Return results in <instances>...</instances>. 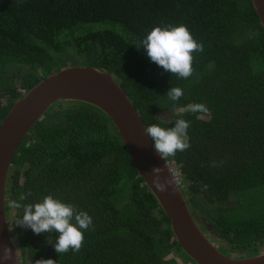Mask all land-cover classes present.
Wrapping results in <instances>:
<instances>
[{
	"label": "trees",
	"instance_id": "1",
	"mask_svg": "<svg viewBox=\"0 0 264 264\" xmlns=\"http://www.w3.org/2000/svg\"><path fill=\"white\" fill-rule=\"evenodd\" d=\"M178 24L203 44L186 79L135 45L157 25ZM60 55L106 70L145 127H170L160 119L164 111L173 125L188 121L190 147L165 161L180 170L192 218L203 222L228 257L264 251V30L251 0H0V120L30 87L60 69ZM171 87L183 90L178 101L167 95ZM196 103L208 111L192 112L189 105ZM11 163L8 171L16 174L10 177L23 179L11 189L8 174L5 216L21 264L42 258L56 264H177L174 256L195 264L175 241L110 119L95 106L51 104ZM49 194L92 217L79 252L60 255L53 246L58 233L37 235L14 221L23 208L13 209L9 201L25 195L22 205L35 203Z\"/></svg>",
	"mask_w": 264,
	"mask_h": 264
},
{
	"label": "water",
	"instance_id": "2",
	"mask_svg": "<svg viewBox=\"0 0 264 264\" xmlns=\"http://www.w3.org/2000/svg\"><path fill=\"white\" fill-rule=\"evenodd\" d=\"M251 5L264 30V0H251ZM59 100L91 104L110 119L137 174L168 217L175 241L195 264H264V251L250 257L232 258L216 249L192 218L178 183L165 192L155 189L151 183L153 168L164 169L160 174L162 179L170 177L171 172L144 132L145 125L126 93L106 70L90 65L62 67L43 77L16 99L0 120V257L3 247L12 250L11 259L0 258V264H21L5 216V182L11 158L33 124Z\"/></svg>",
	"mask_w": 264,
	"mask_h": 264
},
{
	"label": "clouds",
	"instance_id": "3",
	"mask_svg": "<svg viewBox=\"0 0 264 264\" xmlns=\"http://www.w3.org/2000/svg\"><path fill=\"white\" fill-rule=\"evenodd\" d=\"M137 48L146 50L149 59L161 66L166 72L177 75L179 78H188L193 72V53L202 52L203 44L198 43L184 24L155 26L143 37ZM167 95L173 102L178 101L184 92L180 87H171ZM192 112L208 111L203 103L189 105ZM190 124L185 119H176L174 127H161L158 124L146 125L144 132L154 142V147L160 157L164 160L174 156L178 151L183 152L190 147L187 138V130ZM222 163V162H221ZM213 166H217L213 162ZM164 171L162 167L152 170V185L159 192H165L169 186H176L174 177L161 178ZM179 185V184H178ZM180 187V186H179ZM205 189L207 185L203 186ZM175 191V187L173 188ZM26 199L21 195L18 200L9 201V207L13 209L23 208V215L14 220L22 228H30L35 234L44 232H56L58 236L54 243V249L60 255L67 253L69 249L79 252L84 242V231L92 226V217L88 212L78 210L75 205L65 203L53 195H45L42 200L35 203L21 204ZM12 257V250L3 247L2 259L8 260ZM34 264H56V261L39 259Z\"/></svg>",
	"mask_w": 264,
	"mask_h": 264
},
{
	"label": "rangeland",
	"instance_id": "4",
	"mask_svg": "<svg viewBox=\"0 0 264 264\" xmlns=\"http://www.w3.org/2000/svg\"><path fill=\"white\" fill-rule=\"evenodd\" d=\"M60 57H61V59H60V61L57 63V64H55V66L56 67H58V68H61V67H66V66H81L82 64H80V63H77L78 61H77V58L76 57H69V56H63V55H60ZM21 67V69H20V73L21 72H23L25 69H24V67H23V65H20ZM1 80H3V79H1ZM12 81H16V80H12ZM7 84H8V82H7ZM5 86V85H4ZM3 100H4V98H0V102H3ZM160 119L163 121V122H165V123H167L170 127H174V125L172 124V122H170V121H168V116H167V112L166 111H164V112H162L161 114H160ZM31 138L29 137L27 140L29 141ZM25 168H27V165H25L24 167H23V169H25ZM8 174H9V179H10V183H11V189H13L14 187H15V185L16 184H19V183H21L22 182V176L21 175H16V177H14V178H11L10 177V175L11 174H16L13 170H11V171H8ZM182 194H183V196H185L186 198H188V196H189V193L186 191V190H183L182 191ZM201 198V197H200ZM203 222L201 221V220H199V225L201 226V224H202ZM204 234V233H203ZM204 236H205V234H204ZM206 237V236H205ZM207 238V237H206ZM208 239V238H207ZM209 241H211L212 242V238H210V239H208ZM213 244V243H212ZM172 256V254H169V255H167L165 258H169V257H171ZM174 259H175V261L177 262V264H190V262H186V261H183L180 257H177V256H174ZM24 264H29V263H24ZM32 264H34V263H32Z\"/></svg>",
	"mask_w": 264,
	"mask_h": 264
},
{
	"label": "built area",
	"instance_id": "5",
	"mask_svg": "<svg viewBox=\"0 0 264 264\" xmlns=\"http://www.w3.org/2000/svg\"><path fill=\"white\" fill-rule=\"evenodd\" d=\"M165 163H166L169 171L171 172L172 176L175 178L176 182L179 184L180 183V180H181L180 170L178 169V167L172 166L167 161H165Z\"/></svg>",
	"mask_w": 264,
	"mask_h": 264
},
{
	"label": "flooded vegetation",
	"instance_id": "6",
	"mask_svg": "<svg viewBox=\"0 0 264 264\" xmlns=\"http://www.w3.org/2000/svg\"><path fill=\"white\" fill-rule=\"evenodd\" d=\"M6 183H8V171H7V176H6V182H5V184H6ZM196 223H197L199 229L201 230V232L204 233L205 236H206L208 239H210V238H211V236L209 235L210 233H209L208 231L205 230V228L202 226V224H201V226L198 224L199 221H196ZM212 241H213V240H212Z\"/></svg>",
	"mask_w": 264,
	"mask_h": 264
}]
</instances>
